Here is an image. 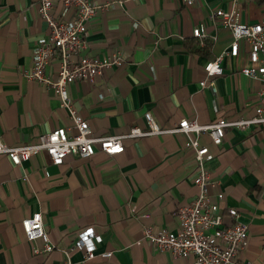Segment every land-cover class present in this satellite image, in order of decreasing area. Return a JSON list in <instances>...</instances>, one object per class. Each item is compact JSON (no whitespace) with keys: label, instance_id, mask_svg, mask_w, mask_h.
Instances as JSON below:
<instances>
[{"label":"crops","instance_id":"0c3cea01","mask_svg":"<svg viewBox=\"0 0 264 264\" xmlns=\"http://www.w3.org/2000/svg\"><path fill=\"white\" fill-rule=\"evenodd\" d=\"M92 2L108 7L87 23L84 55L118 62L92 81L73 83L67 93L94 137L126 135L133 127L146 131V113L163 131L181 119L209 125L253 115L261 83L240 73L248 64L246 42L239 43L236 57L224 59L222 76L207 78L203 67L232 42L230 31L210 15L236 8L242 24L254 25L264 16L261 0H194L190 7L182 0ZM39 3L0 0V139L8 147L36 144L57 128L73 133L53 91L25 76L35 44L46 34ZM53 12L60 15L59 2ZM70 16L71 10L63 18ZM199 25L209 37L203 46L192 36ZM56 67V61L46 67L51 79ZM202 81L207 87L200 88ZM193 138L168 132L127 138L121 154L96 150L89 159L68 156L58 166L44 153L19 166L0 155V264H64L67 258L74 264H193V256L160 253L142 237L145 227L178 231L177 209L195 199V154L183 148ZM198 141L212 155L205 162L212 202L225 223L232 222L228 209H235L236 221L247 228L239 258L264 264V127L227 130L220 146L207 133ZM34 213H41L54 246L49 253L33 255L43 242L25 239L21 221ZM88 228L101 242L85 261L83 251L72 249Z\"/></svg>","mask_w":264,"mask_h":264},{"label":"built area","instance_id":"2783aa9c","mask_svg":"<svg viewBox=\"0 0 264 264\" xmlns=\"http://www.w3.org/2000/svg\"><path fill=\"white\" fill-rule=\"evenodd\" d=\"M56 2L61 5L59 16H55L53 12ZM182 3L190 7L194 0H182ZM106 7L108 5H96L92 0H40L38 14L46 24V34L37 40L32 55V66L25 76L28 80L36 81L53 91L59 99L60 107L67 111L72 121L73 133L69 134L65 128H57L41 135L36 144L20 147H8L0 139V155H5L14 166H19L32 155L44 153L53 165L58 166L68 156L89 159L96 150L109 156L121 154L124 152L123 140L127 138L135 139L165 132L194 135L193 139L184 143L183 148L192 150L195 154L193 178V184L197 188L195 199L189 205L177 209L178 231L174 233L165 230L155 231L151 227H145L142 237L160 253H170L177 258L193 256V264H250L239 258V253L247 246L248 233L246 226L236 221L237 211L228 209L227 213L232 222L225 223L219 205L211 200L209 190L213 184L205 168V162L210 160L212 155L207 147L199 144L198 137L207 133L211 143L220 146L227 130L246 131L264 127V16L254 25H245L240 22V13L236 8L229 11L217 9L210 15L212 22L230 31L232 42L227 50L204 65V73L207 78L222 76L224 59L236 57L239 43L246 42L249 46L248 64L240 73L261 83L258 103L250 118L236 120L221 118L209 125L181 119L175 129L163 131L153 117L146 113L144 115L146 131L133 127L126 135L94 137L87 121L73 109L67 89L77 81H92L113 62H118L117 59L102 60L84 55L87 23ZM69 10L70 18L64 19L65 13ZM192 36L201 46L209 40L202 25L193 29ZM53 61L57 63L55 79H51L45 72L46 67ZM199 85L200 88L207 87L205 81ZM217 199L220 201L222 195L218 194ZM20 225L27 242L36 240L43 242V248L33 249V255L49 253L54 249L44 229L41 213H34L23 219ZM100 242L101 237L93 228H88L78 233L72 251H83L84 259L88 261L95 257ZM136 244L139 245L140 241ZM105 256L109 257L110 254ZM64 264L74 263L67 258Z\"/></svg>","mask_w":264,"mask_h":264},{"label":"trees","instance_id":"16d2710c","mask_svg":"<svg viewBox=\"0 0 264 264\" xmlns=\"http://www.w3.org/2000/svg\"><path fill=\"white\" fill-rule=\"evenodd\" d=\"M261 2L264 3V0H261ZM193 44H194L193 42L188 43V45H189V49H190V50H193V49H194V50L196 51V49H197V48H196V45H195V44L193 45Z\"/></svg>","mask_w":264,"mask_h":264}]
</instances>
